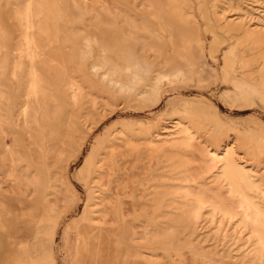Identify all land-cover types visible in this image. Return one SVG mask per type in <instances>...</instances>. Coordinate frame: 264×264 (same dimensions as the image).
<instances>
[{
  "label": "rangeland",
  "instance_id": "obj_1",
  "mask_svg": "<svg viewBox=\"0 0 264 264\" xmlns=\"http://www.w3.org/2000/svg\"><path fill=\"white\" fill-rule=\"evenodd\" d=\"M37 2L0 0V264H264V0Z\"/></svg>",
  "mask_w": 264,
  "mask_h": 264
},
{
  "label": "bare ground",
  "instance_id": "obj_2",
  "mask_svg": "<svg viewBox=\"0 0 264 264\" xmlns=\"http://www.w3.org/2000/svg\"><path fill=\"white\" fill-rule=\"evenodd\" d=\"M29 1H31V0H29ZM45 1L48 3V1H52V0H40V2H37V4H38V8H41V10H44L45 9ZM85 2L84 0H80V4H81V6H83V2ZM90 1H87L86 3H89ZM52 4H53V2H51ZM91 4V3H90ZM89 4V6H88V8L90 7V6H92V4L90 5ZM85 5V4H84ZM88 5V4H87ZM111 9H112V11L113 12H115V13H117L118 15H122V12L120 11V10H118V9H116V6H113L112 4H111V2L109 3L108 2V4H107ZM69 7H71V9H73V3L71 2L70 3V6ZM91 9V8H90ZM114 10H116V11H114ZM29 16H30V14H29V12L27 13L26 12V18L24 19V18H21L20 17V9L19 8H17V9H15V10H12V12L10 13V18L11 19H13V21H14V24L18 27V29L20 30V29H23L24 28V26L22 25V23H23V21L28 25V23H29ZM28 18V19H27ZM188 29V28H187ZM186 30V29H185ZM187 31V30H186ZM127 32H128V30H127ZM115 33V32H114ZM188 33V32H187ZM130 37H132L131 35H130ZM129 38V37H128ZM130 39V38H129ZM182 43V42H181ZM15 46H16V43H15V45H14V47H13V49L14 50H17L16 48H15ZM192 47V46H191ZM195 47V46H194ZM197 48V47H196ZM191 50H193V48L191 49ZM194 51V50H193ZM115 53H116V55H117V58H118V60H120L121 61V63L119 64V63H114L113 65H112V67L109 69V72H108V74H106V75H103V77L101 78V80H100V82H103L106 86H110V88H115L116 89V92L119 94V95H126V94H129L130 92H132L133 91V89H134V86L138 83V81L140 80V78H139V76H138V74L137 73H133L132 71H131V69H135L136 71H138V72H140V73H142V74H144V72H145V70H144V66H143V63L141 62V60H140V56H139V54L137 53V52H134V51H132L131 49H130V47H129V45H127V42H122V44L120 45V47H118V49L115 51ZM196 54L198 53V52H195ZM199 54V53H198ZM101 55H104V53H101ZM199 56V55H198ZM200 57V56H199ZM199 57H197V58H199ZM3 44H2V42H0V62H2L3 61ZM200 59V58H199ZM106 61H107V59L105 58V56H100L99 58H98V61L95 63V65L91 68V72H92V74L93 75H96V71H98L99 69H102L103 68V66L105 65V63H106ZM178 62H179V60H178ZM181 63V62H180ZM175 66V65H174ZM176 67V66H175ZM178 68V67H177ZM200 68L201 69H203V72H204V76H206V75H208L209 74V69H207V67H206V65H205V63L203 62V61H201V63H200ZM35 70V69H34ZM178 70V69H177ZM82 72V71H81ZM30 74H32V77H31V81H30V84H29V86H28V89L27 90H29L30 92H29V96H30V98L32 97H34L36 94H38L39 93V90H37V88H36V74H34V71H32ZM71 81V80H70ZM91 83V82H90ZM15 85V84H14ZM67 87V86H66ZM243 88V87H242ZM245 88V87H244ZM248 92V91H247ZM155 93H156V91H155ZM250 93V92H249ZM98 94V93H97ZM85 95H89V101H88V103H89V105L90 106H92L91 104H92V102H93V99H94V97L92 96V94L91 93H87V92H85ZM224 96H225V98L226 99H228V100H231V101H233L234 100V95H232L231 93H224ZM47 101L49 102V105L51 106V108L53 107V103H54V101L52 102V100L51 99H48L47 98ZM187 141H185L184 143H186ZM188 144V143H187ZM185 147H186V145H184ZM187 146H189V145H187ZM192 146V145H191ZM188 149H189V147H188ZM186 150V149H185ZM12 154V153H11ZM208 154V153H207ZM210 155V154H209ZM213 155H215V154H213ZM213 155H212V157H213ZM180 157H181V155H180ZM214 158H215V156H214ZM217 158V157H216ZM216 158H215V160H216ZM220 158V157H219ZM227 158V157H226ZM181 159V158H180ZM186 159V158H185ZM191 159V158H190ZM182 160H183V158H182ZM181 160V161H182ZM203 160V159H202ZM214 160V161H215ZM213 161V162H214ZM11 162H12V160L9 162V166L7 167V172H9V173H11L10 172V170H11V168H12V165H11ZM150 162H152V161H150ZM186 163H187V161H185ZM205 161H203V162H201V163H204ZM211 162V161H210ZM182 163V162H181ZM180 162H179V164H181ZM178 164V166H180ZM183 164V163H182ZM207 164H209L210 165V163L209 162H207ZM62 165V164H61ZM205 165H206V163H205ZM182 166H184V165H182ZM188 166V165H187ZM62 167V166H61ZM64 167V166H63ZM185 167V166H184ZM208 167V166H207ZM211 167V166H210ZM190 168V167H189ZM202 168H203V166H202ZM229 169H230V171H233V172H236L237 174L238 173H240V171L238 170V169H236L235 167H233V166H231V165H229ZM62 172H60V174H62V175H65L64 174V171H63V168H61L60 169ZM192 170H194L195 171V169H192ZM194 171H191V172H193V173H195ZM187 174H185L184 172H183V174L184 175H187V177L189 176L188 175V173L189 172H186ZM198 172H196V174H197ZM237 174H234V176L235 175H237ZM230 175V174H229ZM241 175V174H240ZM228 176V175H227ZM233 176V175H232ZM238 176H239V174H238ZM62 177V176H61ZM184 177V176H183ZM226 177V176H225ZM228 177H230V176H228ZM1 178V177H0ZM66 178V177H65ZM64 178V179H65ZM231 178V177H230ZM182 179V178H181ZM185 178H183V180H184ZM187 179H189V178H186L185 180H187ZM233 179V178H232ZM235 179V178H234ZM231 180V179H230ZM241 180H242V178H241ZM2 181V180H1ZM246 181V180H245ZM250 181H248V183H249ZM9 184V183H8ZM233 185V184H232ZM236 186V185H235ZM234 186V187H235ZM233 188V187H232ZM118 189V188H117ZM234 189V188H233ZM5 190L9 193V194H15V190L13 189V187L11 186V185H8L6 188H5ZM236 191H237V188L235 189ZM62 191V190H61ZM64 191V190H63ZM178 192H179V194H180V188L177 190ZM182 191V190H181ZM184 191H185V189H184ZM188 190H186V192H187ZM32 192L33 191H31L30 190V192H29V196L30 195H32ZM182 193H183V191H182ZM182 193L180 194V195H182ZM191 193V192H190ZM184 194V193H183ZM179 195V196H180ZM187 195V194H186ZM191 195V194H190ZM51 196L52 195H50L49 197H46V199H45V204H46V207H44L43 208V211H42V217L38 220V226H40V225H42L41 223H43L44 222V220H43V217H45L46 215H50L51 214V212L52 211H54V212H56V214H54V216L56 217L59 213H61V206H62V204H60L61 203V200L60 199H57V200H55V201H52L51 200ZM183 197L185 196V194L184 195H182ZM182 196H180V198L182 197ZM188 196H189V192H188ZM192 196H193V200H197V197H198V195H196V193L193 191V193H192ZM182 197V198H183ZM189 197H191V196H189ZM185 198V197H184ZM199 198V197H198ZM241 201V200H240ZM239 201V202H240ZM195 203H197V202H195ZM195 203H194V206H195ZM239 204V203H238ZM190 205H192V204H190ZM190 205L189 206H186V204H185V206H183V208H185L186 207V209H187V207H189V208H191L190 207ZM242 205H244V204H242ZM197 207V209H199L198 207H199V205L198 206H196ZM236 207V206H235ZM239 207V206H238ZM246 206H244V208H245ZM248 207V206H247ZM135 208V207H134ZM188 208V209H189ZM220 208V207H219ZM231 208H233V207H231ZM185 209V210H186ZM235 209V213H236V209H238V208H234ZM239 210H241L242 211V208H241V206L239 207ZM190 211H191V209H190ZM187 212V211H186ZM223 213L222 214H224V216H225V212L224 211H222ZM244 212V211H243ZM247 212V211H246ZM190 212H188L187 214H189ZM228 213V212H227ZM193 214H194V212H193ZM246 214V213H245ZM45 215V216H44ZM52 215V214H51ZM227 215V214H226ZM234 215V214H233ZM188 216V215H187ZM49 217V216H48ZM51 217V216H50ZM53 218V217H52ZM57 218V217H56ZM187 218V217H186ZM37 226V225H36ZM4 255V254H3ZM2 258V257H1Z\"/></svg>",
  "mask_w": 264,
  "mask_h": 264
}]
</instances>
